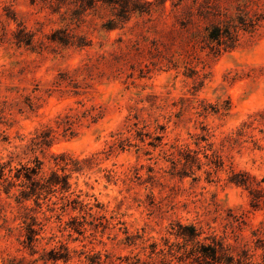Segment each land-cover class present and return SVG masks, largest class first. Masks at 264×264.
Instances as JSON below:
<instances>
[{"label":"clouds","instance_id":"clouds-1","mask_svg":"<svg viewBox=\"0 0 264 264\" xmlns=\"http://www.w3.org/2000/svg\"><path fill=\"white\" fill-rule=\"evenodd\" d=\"M0 264H264V0H0Z\"/></svg>","mask_w":264,"mask_h":264}]
</instances>
